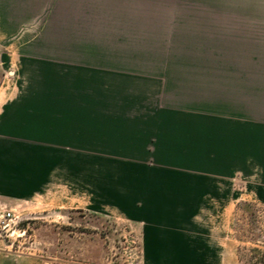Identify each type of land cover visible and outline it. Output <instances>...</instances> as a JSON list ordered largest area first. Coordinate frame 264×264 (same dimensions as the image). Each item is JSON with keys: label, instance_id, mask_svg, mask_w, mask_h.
Segmentation results:
<instances>
[{"label": "crops", "instance_id": "1", "mask_svg": "<svg viewBox=\"0 0 264 264\" xmlns=\"http://www.w3.org/2000/svg\"><path fill=\"white\" fill-rule=\"evenodd\" d=\"M70 2L77 16L138 15L118 11L129 0ZM10 6L0 0V16ZM85 22L76 18L73 30ZM67 47L28 62L22 87L0 106V198L130 222L140 264H221L234 254L236 206L264 207V71L245 67L248 57L237 69L165 71L153 66L164 56ZM0 264L48 262L7 246Z\"/></svg>", "mask_w": 264, "mask_h": 264}, {"label": "rangeland", "instance_id": "2", "mask_svg": "<svg viewBox=\"0 0 264 264\" xmlns=\"http://www.w3.org/2000/svg\"><path fill=\"white\" fill-rule=\"evenodd\" d=\"M10 3L11 14L0 16V106L22 87L28 62L65 55L67 43L78 54L136 55L146 61L164 56L169 63L153 66L165 71L237 69L242 57H248L245 67L264 71V0H129L131 6L118 8H136L133 16L73 15L70 0ZM94 7L90 4L87 12L99 11ZM76 18L86 19L85 31L82 24L73 30ZM76 30L81 34L74 39ZM2 210H12L20 223L12 236L0 239V251L8 246L17 253L41 255L48 264L83 257L91 264L141 263L137 228L130 222L56 209L43 198H0ZM232 227L229 246L234 254L220 257V263L264 264V207L239 203Z\"/></svg>", "mask_w": 264, "mask_h": 264}, {"label": "built area", "instance_id": "3", "mask_svg": "<svg viewBox=\"0 0 264 264\" xmlns=\"http://www.w3.org/2000/svg\"><path fill=\"white\" fill-rule=\"evenodd\" d=\"M20 223V217L12 210L0 211V239L5 240L12 236Z\"/></svg>", "mask_w": 264, "mask_h": 264}]
</instances>
